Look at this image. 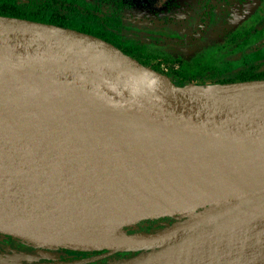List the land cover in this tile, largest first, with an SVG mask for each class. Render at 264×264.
Here are the masks:
<instances>
[{"label":"water","instance_id":"95a60500","mask_svg":"<svg viewBox=\"0 0 264 264\" xmlns=\"http://www.w3.org/2000/svg\"><path fill=\"white\" fill-rule=\"evenodd\" d=\"M237 85L232 93L191 90L101 38L0 15V174L7 167L41 177L47 169L70 197L80 183L127 196L227 195L222 205L205 202L197 217L134 234L140 238L129 246L42 245L105 250L80 263L133 253L120 262L224 223L264 229L240 227L264 217V79ZM196 262L208 264L207 253L175 264Z\"/></svg>","mask_w":264,"mask_h":264},{"label":"bare ground","instance_id":"6f19581e","mask_svg":"<svg viewBox=\"0 0 264 264\" xmlns=\"http://www.w3.org/2000/svg\"><path fill=\"white\" fill-rule=\"evenodd\" d=\"M187 87L200 89L193 85ZM73 180L72 177L70 181ZM74 193L73 197L68 196L65 185H58L47 169L37 177L33 170L20 175L6 167L0 174V232L40 246L124 247L140 237L121 231L123 225L176 211H189L197 217L204 212V209L193 212L198 204L209 202L210 206H217L227 201V195L205 196L198 192L144 195L136 190L133 196L111 194L97 183L89 188L80 183ZM257 220L264 224V217ZM247 232L248 229L237 230L224 223L220 232L208 231L113 264H175L181 256H194L198 250L207 253L208 264L216 260L218 264L264 261V229ZM251 241L254 246H250ZM234 255L238 258L234 259Z\"/></svg>","mask_w":264,"mask_h":264},{"label":"rangeland","instance_id":"374dc122","mask_svg":"<svg viewBox=\"0 0 264 264\" xmlns=\"http://www.w3.org/2000/svg\"><path fill=\"white\" fill-rule=\"evenodd\" d=\"M87 1H95L107 9L108 1L111 0ZM123 1L126 6L123 8L124 22L121 29L122 33H126L127 36V40L124 42L128 44L129 56L175 84L182 74L188 73L193 77V80L186 82V86L193 85L228 93L238 90L239 85H237L238 82L234 81L233 72L225 71L220 75H212L208 72L207 60L202 57L203 48L212 40L223 48L233 46L237 40L234 36L235 33L238 32L240 35L249 28H258L260 21L264 20V0L234 1L227 10L220 8L224 1L216 0L214 2L215 7H212L216 9L212 18H207L206 13L204 14L207 0ZM208 28H215V32L218 31L215 39L205 40L210 31ZM173 31L178 34L173 35ZM137 42L142 45V49L138 47ZM225 48L222 49L223 52L226 50ZM159 51H165L167 56H152ZM235 56L234 53L225 54L223 59L228 61ZM196 57L200 59L196 61ZM231 65L232 63H226V66ZM160 70L164 73H161ZM204 203L198 204L193 212L206 209L208 204ZM192 214L189 211H176L170 215L151 219L143 218L131 225H123L120 230H126V233L132 234H147L171 227L189 219ZM146 220H152L150 225L145 224L148 222ZM240 227L257 229L262 228L263 224L256 221ZM46 248L53 250V248L62 247L35 245L12 236L0 234V264H33L40 257L52 258L50 254L42 255L47 250ZM100 252L103 253L105 250H100L98 253L88 251V253L95 255L100 254ZM122 257L119 252H113L91 262H94L93 264H113ZM247 264H264V261Z\"/></svg>","mask_w":264,"mask_h":264},{"label":"trees","instance_id":"16d2710c","mask_svg":"<svg viewBox=\"0 0 264 264\" xmlns=\"http://www.w3.org/2000/svg\"><path fill=\"white\" fill-rule=\"evenodd\" d=\"M108 5L104 9L100 3L87 0H0V15L71 28L101 38L129 54L128 44L124 42L127 36L121 29L126 4L123 0H111ZM208 33L205 40L216 38L217 32L211 30ZM234 36L237 38L235 44L224 47V52V48L213 40L205 44L202 57L207 60L208 72L212 75L233 72L236 82L264 79V28H249ZM137 44L140 49L143 48L139 42ZM233 53L235 58L224 61L225 54ZM158 55L167 56L162 52ZM199 59L196 57V61ZM226 63L232 65L226 66ZM191 80L193 77L184 73L176 84L184 86ZM119 253L123 257L133 255L131 252ZM73 264H79L77 259L73 260Z\"/></svg>","mask_w":264,"mask_h":264},{"label":"flooded vegetation","instance_id":"af4514ba","mask_svg":"<svg viewBox=\"0 0 264 264\" xmlns=\"http://www.w3.org/2000/svg\"><path fill=\"white\" fill-rule=\"evenodd\" d=\"M215 1L216 0H207V2L205 4L206 6H205L204 14L206 13L205 15L207 18H212V14L216 10V9L212 8L215 5L214 4ZM221 1H224V3L222 4V6H220V8L227 10L229 6L233 5L234 1L243 2L244 0H221ZM205 15L203 16V18L205 17ZM168 28H169V26H168ZM258 28H264V20L260 21ZM208 29L210 31L211 30L215 31V30H213L214 28L213 29L208 28ZM216 32L218 34V31H216ZM175 33L178 34L177 32L173 31V35ZM159 52L166 54L165 51H159ZM157 55H158V53H157ZM152 56H156V54H153ZM146 221H148V222H145V224H147V225H150V222H152V220H146ZM48 249L46 251H44L42 255L50 254L52 258L46 259V258L40 257V259L34 261L33 264H73V260H76V259H77V263H79V264H93L94 263L91 261H90V263L89 262H85V263L78 262L80 259H82L84 257H89L92 255H95L94 253L93 254L88 253V251H84V252L73 251L74 249L71 250V249H63V248L62 249L61 248H56V249L53 248V250H51V249L48 250Z\"/></svg>","mask_w":264,"mask_h":264}]
</instances>
